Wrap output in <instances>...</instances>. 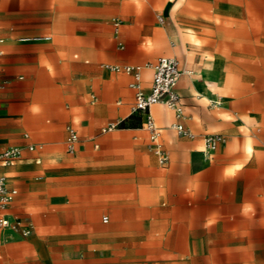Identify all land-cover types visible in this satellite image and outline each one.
<instances>
[{
    "label": "rangeland",
    "instance_id": "obj_1",
    "mask_svg": "<svg viewBox=\"0 0 264 264\" xmlns=\"http://www.w3.org/2000/svg\"><path fill=\"white\" fill-rule=\"evenodd\" d=\"M37 1L39 9L46 4V0H0V38L8 36L4 43L21 44L10 54L5 52L14 62L0 78L4 84L0 147L21 149L23 159L16 165L23 166L22 223L33 220L35 225L33 235L21 237L32 244L17 248L20 263L238 264L223 252V218L213 211L235 187L230 177L241 159H264V0H229L228 6L227 0L215 1V15L205 28L230 31L224 39L231 45L218 49L225 68L211 73V97L197 106L221 117L211 120L215 130L207 133L228 137L205 156L200 139L178 136L170 127L173 121L165 130L159 122L164 130L161 147L169 157L166 166L152 148L142 116L132 111L135 94L130 77L114 71L98 74L101 63H114V52L80 51L95 49L101 42L96 38L54 37L49 28L57 23L52 15L36 11ZM172 9L173 5L158 6L152 15L153 28L157 33L166 31L169 45ZM254 30L262 31L261 51L233 46L240 39L235 37L238 33ZM157 40L144 38L145 51H156ZM125 79L132 99L127 113L132 114L121 121L124 114L117 109L124 97L118 86ZM117 123L114 130L102 132ZM68 127L78 133L72 155L66 151ZM127 129L145 130H138L141 134L132 145L124 136ZM175 138L185 144L178 145ZM31 144L39 148L32 152ZM34 157L41 163L36 164ZM116 161L125 164L115 165ZM112 209L124 213L117 215ZM94 211L99 213L97 219ZM213 219H218L219 228L208 229V220ZM226 219L236 221L237 216Z\"/></svg>",
    "mask_w": 264,
    "mask_h": 264
},
{
    "label": "crops",
    "instance_id": "obj_2",
    "mask_svg": "<svg viewBox=\"0 0 264 264\" xmlns=\"http://www.w3.org/2000/svg\"><path fill=\"white\" fill-rule=\"evenodd\" d=\"M215 1L46 0V4L41 6V9H39L40 4L38 1L34 4L37 12L53 16L52 21L57 24L50 26L49 30L53 32L54 37L96 38L101 42L94 47L95 49H81L80 51L102 53L104 50H109L112 53L114 52L111 59L114 63H101L99 65L98 74L100 76L112 72L105 69L104 64L141 65L143 66V84L145 90L149 91L153 67L158 59L170 56L176 59L183 71L177 86L178 93L181 98L183 97V100H181L185 103V106H183L184 117L181 122L196 135L194 139H200L203 145L202 137L208 134H221L225 137V142L228 137L222 133H207L213 131V129L215 130L214 126L212 128L211 120L214 118L221 120V117L204 113L197 106V104L200 105L201 102H204L206 98L211 97L208 89L211 73L218 74L219 71L225 68L222 64L223 53L219 52L218 49L231 45L228 40L224 39L231 35L230 31L227 32L221 29L213 31L205 28L204 23L215 15ZM227 2L228 6L229 0ZM171 5H173L174 32L173 39L170 40L172 42L169 45L166 31L161 29L157 33V30L153 28L152 15H154L158 6L170 7ZM157 18L161 23H165L163 15L158 14ZM62 21L76 25L71 26L69 24L65 26L60 24ZM115 21L119 22L118 26L115 25ZM40 30L43 31L44 29L41 28ZM75 31L77 33H73ZM0 37H3V35H0ZM235 37L240 39L232 44L239 51L249 47L251 51L253 48L254 52L257 53L263 47L262 31H245L243 35L240 32ZM113 38L117 40L115 44L111 40ZM144 38L158 39L160 46L157 47L156 51L153 50L148 53L144 48ZM5 39L10 38L8 36L0 38V78L6 67L14 62L8 55H5V52L8 51V54H10L12 49L21 46V44L16 43H4ZM20 40H29V38ZM126 79L118 86L119 93L124 97V104L117 109L118 113L124 114V117L120 119L121 121L132 114L131 112L127 113L132 99ZM130 79L131 83L132 77ZM3 88L4 84L0 82V90H3ZM198 91L201 93H198ZM96 100L97 98L93 96L92 104H95ZM99 110V108H96V112ZM169 111L171 110L163 105H155L151 109L157 126L160 122L164 130L171 121H173L170 126L172 129V125L178 122L175 113L171 111L174 113V117H171ZM138 130L143 132L145 129H127L124 133L126 138H131L132 145L135 144V137L141 134L138 133ZM164 130L161 131L160 138L163 136ZM217 131L221 132L220 130ZM175 140L178 145L185 144L179 138H175ZM32 145L34 144L28 145V148ZM34 146V151H36L39 147L38 145ZM10 147L19 146L4 145L0 147V153ZM95 148H99V145H96ZM32 160L36 164L41 163L40 157H34ZM16 162L11 165H0V177L6 179L9 188L18 191L15 200L11 204L5 208L0 207V219L7 217L11 221L22 222L20 209L23 208L21 201L23 197L20 188L22 187L21 170L23 166L16 165ZM114 164H125V162L116 161ZM230 180L233 181L235 187L229 190L228 196H222V200L215 203L213 211V213L219 214L223 218V220H220L223 224L221 230L226 236L221 241L226 246L223 252L229 256V260H236L238 264H264V159H241L238 167H234ZM111 212L118 215L124 213V210L112 209ZM98 215L99 213L94 211L95 219L98 218ZM233 216H237L236 221L226 219L230 217L232 219ZM216 220L218 219L208 220L207 228H219ZM25 224L33 225L31 234L33 235L35 231L34 221L30 220ZM21 237L7 229H3L0 225V264H22L18 260L21 255L16 254L21 250L17 248L31 246L32 243H30L31 240H22Z\"/></svg>",
    "mask_w": 264,
    "mask_h": 264
},
{
    "label": "built area",
    "instance_id": "obj_3",
    "mask_svg": "<svg viewBox=\"0 0 264 264\" xmlns=\"http://www.w3.org/2000/svg\"><path fill=\"white\" fill-rule=\"evenodd\" d=\"M118 26L119 22L115 21ZM105 69L114 72H124L132 77L130 88L135 92V103L132 108L133 113L142 116L143 126L149 134V140L155 154L158 156L160 163L166 166L169 162L168 155L162 150L160 143L161 130L157 126L152 116L151 109L155 105H163L167 109L173 111L178 122L172 125L173 129L179 136L194 139L196 135L186 127L181 120L184 117V109L181 103V96L178 93L177 86L183 75L179 63L171 57H161L153 67L152 82L149 91L145 90L143 84V66L141 65H112L104 64ZM119 123L110 124L102 129L103 133L114 130ZM68 137L66 140V148L68 153L73 154L76 151L78 142V133L73 128L68 127ZM204 154L209 156L217 151V149L225 142V137L221 134H208L202 137ZM30 151L35 150V146L29 147ZM22 157L19 147H10L0 153V164L11 165ZM18 191L8 187L6 179L0 177V207L5 208L11 204ZM108 221V218H105ZM0 225L3 229H7L14 234L28 237L33 232V225L23 224L20 221H11L7 217L0 219Z\"/></svg>",
    "mask_w": 264,
    "mask_h": 264
}]
</instances>
